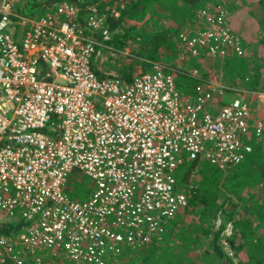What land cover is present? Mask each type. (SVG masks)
Listing matches in <instances>:
<instances>
[{"label":"built area","instance_id":"obj_1","mask_svg":"<svg viewBox=\"0 0 264 264\" xmlns=\"http://www.w3.org/2000/svg\"><path fill=\"white\" fill-rule=\"evenodd\" d=\"M25 1L0 0V226L21 225L0 232V264H116L187 206L198 180L195 168L176 175L185 161L225 175L242 164L263 138L264 109L254 115L245 96L214 105L225 90L214 82L183 93L160 62L129 81L99 79L96 50L112 52L104 13L61 1L25 17ZM229 20L220 3L201 8L197 32L178 35L182 54L240 56ZM75 171L92 185L87 200L65 192Z\"/></svg>","mask_w":264,"mask_h":264},{"label":"trees","instance_id":"obj_2","mask_svg":"<svg viewBox=\"0 0 264 264\" xmlns=\"http://www.w3.org/2000/svg\"><path fill=\"white\" fill-rule=\"evenodd\" d=\"M61 1H67L78 6L81 12L87 7L96 5L100 12L107 15L106 27L110 31L113 32L115 29L122 30V33L115 32L107 45L113 50L114 56L117 55L121 60V62H116L118 58H112L116 63L115 70L118 73L117 76L124 81H129L131 78V70L126 69L127 66L125 65V61H131V57L119 55V53L127 48L129 42L137 50L134 55H140L142 59L144 55L146 56V59H144L147 62L144 64L143 71H145L146 67L148 69L153 62H170L175 58L177 53L174 40L178 38L180 31L195 24L197 12L207 3H218L216 0H26V4L20 6L17 12L21 16H25L23 11L29 6L32 10V17L40 16L50 11L56 3ZM263 7L264 0H258L254 4V10L250 11L249 14L256 21L261 22L259 23V31L263 37L261 43L264 45V15L261 18L260 15H256V12L261 11ZM163 22L166 23L167 27L162 26ZM187 23L189 25L186 26ZM144 45L143 50L139 51L137 49V47H143ZM247 47V45L244 46L240 56H234L229 61V63L237 64L238 69H233L230 74V79L235 85L227 84V88L225 89L228 91H230L229 86L238 89V83H243L245 90L248 91L252 88L255 89L262 82V70L264 69H261V67L251 69L253 51ZM260 60L264 61V57H261ZM186 62H189L188 68H190V74L199 68L198 63L191 61V59H187ZM91 66L94 74L99 79L106 77V75L96 68L94 60ZM262 67H264V64ZM191 79L189 81L193 83L192 90H195L199 82L197 79ZM260 143L254 146L251 154L246 157L245 163L239 165L240 167L238 166L233 173L222 177V174L214 175L212 173L207 176L203 168L198 171L196 178L200 172H203L205 176L197 179L199 184L197 189L198 194H196L198 198L197 202H190L186 208L179 212L176 222L166 226L168 228L165 229V235L168 238L172 236L177 238L182 237L181 242L183 245L192 247L197 246L201 242L202 235L204 237L211 235V249L213 253H216L215 260L218 258L221 262L220 264H264V198L257 197V199L253 200L251 192V189L256 185H259L261 190H263L262 192H264V147ZM196 165L197 162L185 161L181 166L182 169L180 168L181 174L179 177L181 180L185 182L188 179L190 171ZM221 179L224 184L226 180L229 181L230 186L228 187V191L231 197L228 195L219 198L220 194H222L218 190ZM78 182L76 181L75 184L79 185ZM67 189L65 191L66 194L68 191L72 194L75 192V188ZM244 192H246V195H244ZM214 198H217V201L221 199L222 202L217 206H213ZM238 204L243 207L240 209ZM227 206L230 207V210H227ZM238 210L240 213H238ZM196 211L204 215V223L198 230L193 231L188 227L178 228L179 221L183 219L186 213H194ZM247 215H254V221L248 222V219L240 218ZM229 224L231 225L229 245L233 251V254L230 256L219 243L220 236ZM20 229V224H11L6 227L0 226V232L5 235L15 234ZM174 230L177 231L176 234H174ZM255 231H259V236L254 239L252 237ZM254 242L259 246L258 253L247 256L246 261L243 263L235 262L234 258L237 254L245 252L246 248L250 247ZM181 255L182 252L176 251L175 248L148 246V248L146 247L142 250L127 248L121 258L124 259L122 264H178V261H174L173 257L176 256L179 259ZM208 255L205 253L203 259L207 258Z\"/></svg>","mask_w":264,"mask_h":264},{"label":"rangeland","instance_id":"obj_3","mask_svg":"<svg viewBox=\"0 0 264 264\" xmlns=\"http://www.w3.org/2000/svg\"><path fill=\"white\" fill-rule=\"evenodd\" d=\"M257 1L258 0H236V1L216 0V2L222 4L228 10L229 16H230V27L232 28V30L237 35H239L241 37V39L244 42L243 46L247 45L248 46L247 48H250L253 51V56H251V65H250L251 69L252 68L257 69L260 67H261V69H264V67H262V65L264 64V61L260 60L261 57H264V45L261 43L263 40V37L261 36V33L259 31V25H260L259 23H261V22L256 21V19L252 18L249 14L250 11L254 10V4ZM24 4H26V3H24ZM207 4H212V3L209 2ZM23 12L25 14V17H32L33 16L31 14L32 10L29 8V6ZM104 15L107 18V15L105 13H104ZM256 15H260V18H261L264 15V7L261 11L256 12ZM194 23L195 24H193L192 26H189L190 28L187 27L188 29L183 28L180 31V33H185V34L196 33L198 30V26H197L196 21ZM187 25H189V23H187L186 26ZM162 26L167 27L165 22L162 23ZM115 32H121L122 33V30L115 29V31H113V32L111 31V39H112V35ZM174 42H175V47L177 50L175 58L173 60H171L170 62H168V61L167 62L166 61H159V62L162 65H164L166 70L171 75H173L178 86L180 87L181 92L193 93V91H194V90H192L193 89V87H192L193 83L191 81H189V80H192L191 78L198 80L199 83L197 85H199L201 83L214 82L217 85H220L223 89L227 88L226 86L229 83H230V85H235L232 83V81L230 79V74H231L233 69H235V70L238 69V65L234 64V63H229V61H231V59L234 56H230L226 60H209V59L203 60L201 58H198V59L197 58H189V57H186V55L182 54V49H180V44H179L178 38H176V40H174ZM107 47L109 49H111L108 45H107ZM144 47H145V45L143 47L139 46V47H137V49H139V51H140V50H143ZM111 51H112L111 53H108L109 51L107 49H103V48L97 49L96 54L93 57L94 58L93 60L95 61L96 68L102 74L117 76L118 73L115 70L116 69V63H115V61L112 60V58L115 59V57H117V55L114 56L112 49H111ZM135 51H137L135 49V46L129 42L127 48H125L123 52L119 53V55H123V56L128 55L131 57V61H129V60L125 61L126 62L125 65L127 66L126 69L131 70V75L142 72L143 68L145 67L144 64H146V62H147V61H145V59H146L145 55L142 59L140 57V55H134L136 53ZM187 59H191V61H194L195 63L197 62L198 66H199V68L194 70L191 74L189 73L190 68H188L189 62H186ZM116 62H121V60L118 58V60H116ZM252 63H253V65H252ZM148 69L146 67V69H144V70L146 71ZM187 75H188V77H187ZM262 75H263L262 76V82L255 89L252 88V89L246 91L245 87L243 86V83H238L237 84L238 89H234V88H232V86H229L230 91H228L226 89L224 90V92L223 91L220 92V90H218V89L215 90L212 93V97H213L212 102L214 103V105L222 106V105H225V104L233 101L234 99L242 97V96H245L247 101H249L251 98H254L255 101H254V99L252 100L250 109L254 112V115L257 114L258 111H262L264 109V70H262ZM189 76H191V77H189ZM186 78H188V79H186ZM252 93L253 94L257 93V95H256L257 97L256 96L252 97ZM258 101H260V102H258ZM263 138H264V134H263ZM260 145H262L264 147V140H262ZM246 160L247 159L245 158V160L242 162V164L245 163ZM242 164H240V165H242ZM238 166H236V168ZM202 168L205 170L207 176L211 175V173L214 175L222 174L219 170L215 169L213 166H211L207 162L199 161V162H197V165L195 167L196 175L198 174V171H200ZM181 169H179V171L176 173V175L181 174ZM235 169L231 170L228 174L233 173L235 171ZM228 174H226V175H228ZM199 176H200V178H199ZM199 176L197 177V179H201V176H205V174L203 172H200ZM223 176H225V174H222V177ZM76 181L77 182L79 181L78 182L79 185L75 184ZM91 186L92 185H91L88 178L81 176L78 171H75L71 175V180L67 183V188L68 189H70V188L74 189L75 188V192L72 194L68 191L67 196L72 200H80V201L87 200L93 192V189L91 188ZM198 186H199V184L197 182L195 190L193 192L187 193L188 194L187 206L189 205L190 202H197L198 198H197L196 194H198L197 193ZM229 186H230L229 181L226 180V182L224 184L223 180L222 179L220 180L218 190H220L222 192V194H220L219 198H223L224 196L226 197L228 195L231 197V195L228 191ZM262 191L263 190H261V187L259 185L254 186L251 189L252 199L255 200V199H257V197L263 199L264 198V192H262ZM244 195H246V192H244ZM232 198L235 199L234 197H232ZM221 202H222L221 199H219L217 201V198H214L212 205L217 206ZM234 203L236 204L235 200H234ZM241 207H243V206L239 205L240 209H241ZM227 210H230L229 206H227ZM238 213H240L239 210H238ZM178 215H179V213H178ZM178 215H177V219H178ZM203 216H204L203 214H201L197 211L194 213H192V212L186 213V215L183 217V219L181 221H179L180 223H178V228L188 227L189 229L196 231L204 223ZM240 218L241 219H248V222L254 221V215L241 216ZM210 223H211V220H210ZM176 233H177V231L174 230V234H176ZM193 233H195V232H193ZM230 235H231V225L229 224L228 227L225 229L224 233L219 238V243L223 246L225 252L228 253L229 256L233 254V251L231 250L230 245H229ZM258 236H259V231H255L252 238L255 239ZM181 239H183V238L182 237L177 238L174 236H172L171 238H168L167 235L163 234L162 239L157 240L156 242H153V243H151L145 247L135 248V249H139V250L141 249L142 250L143 248H146V247L148 248V246H155V247L161 246L162 248H170V247L175 248L176 251L182 252V255L180 256L179 259L176 256L173 257L174 261H178V264H220L221 263L218 258H217V260H215L216 253L212 252L211 240H210L211 235H208V237H204L202 235L201 236V242L195 247L183 245V243L181 242ZM236 243H238V242H236ZM258 251H259V246L254 242L250 247L246 248L245 252H239L237 254V256L234 258L235 262H237V263L242 262L243 263L246 261L247 256L255 255L258 253ZM205 253L209 254V255L207 258L203 259V257L205 256ZM121 257L118 258V262L116 264H122L124 259ZM217 257H218V255H217Z\"/></svg>","mask_w":264,"mask_h":264},{"label":"crops","instance_id":"obj_4","mask_svg":"<svg viewBox=\"0 0 264 264\" xmlns=\"http://www.w3.org/2000/svg\"><path fill=\"white\" fill-rule=\"evenodd\" d=\"M261 80H262V77H261ZM254 102V101H253ZM256 103V102H255Z\"/></svg>","mask_w":264,"mask_h":264},{"label":"bare ground","instance_id":"obj_5","mask_svg":"<svg viewBox=\"0 0 264 264\" xmlns=\"http://www.w3.org/2000/svg\"><path fill=\"white\" fill-rule=\"evenodd\" d=\"M94 65V64H93ZM257 97V96H256ZM263 103V102H262ZM261 104V103H260Z\"/></svg>","mask_w":264,"mask_h":264}]
</instances>
